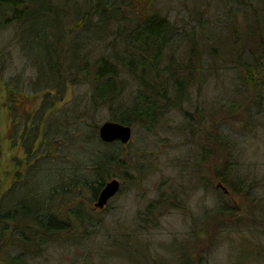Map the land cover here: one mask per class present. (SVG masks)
Masks as SVG:
<instances>
[{
    "label": "trees",
    "instance_id": "trees-1",
    "mask_svg": "<svg viewBox=\"0 0 264 264\" xmlns=\"http://www.w3.org/2000/svg\"><path fill=\"white\" fill-rule=\"evenodd\" d=\"M167 1L171 0H0V29L12 28L16 44L24 57L30 59L37 74L35 92L43 89L48 94L54 92L58 101L61 94L55 93L64 92L66 83L73 85L82 80L88 86L90 105L106 108L109 121L138 127L148 134H156L160 123L173 112L185 116L187 128L197 133V142L206 140L204 145L199 144V160L190 164L193 176L205 186L207 172L211 171L213 181L226 189L219 196L216 193L214 209L204 210L198 221L193 220L191 229L198 231L192 229L188 237L192 247L199 239L209 243L213 232L217 234L214 240H221L230 230L242 233L243 229L250 236L261 238L264 198L251 196L259 188L258 181L253 177L239 178L231 141L218 131H209L212 124L201 110L196 108L194 114H188L183 104L192 90L200 92L208 79L218 78L221 70L229 68L237 74L239 100L216 108L224 111V115L214 119L213 128L217 130L223 122L236 118L237 113L244 119L250 118L251 103L257 104L260 98L255 91L264 87V0H223L224 4L230 3L233 20V25L226 26V34L211 24L208 0H177V5L188 14L181 28L170 19V12H163ZM239 17L246 23L243 37L237 25ZM41 80L46 81L45 86ZM37 118L43 122L42 116ZM205 122L208 127L202 133ZM44 134L43 142L48 136L57 142V131L49 128ZM84 137L103 146V150L89 156V172L63 174L60 177L66 176L65 179L47 178L48 182L39 184L34 173L37 163L27 161L26 169L15 172L16 179L6 190H2L0 183V264H94L88 262L89 253L94 250L99 264H106L109 258L130 264L133 255L143 264L152 263L146 252L151 248L149 242L135 241L139 244L133 246L127 242L132 238H125L126 235L118 238L98 230V219L85 198H89L90 205L108 180L126 181L129 158L122 151L109 149L121 145L118 142H101L97 126ZM40 139L37 125L26 131L21 143L26 155L33 153ZM210 143L215 147L213 150L208 148ZM211 152L216 157L213 167L209 163ZM46 154L41 158L48 157ZM181 166L184 168L186 163ZM171 195L160 192L148 207L167 210ZM234 198L239 206H235ZM254 207L256 211L249 219L247 211H253ZM149 208L144 222L154 216ZM100 231L116 252L98 256L95 238ZM254 241L248 243V252L239 249L238 254L244 261L264 262V246ZM72 247L85 249L86 255L68 258L55 253ZM129 248L130 256L122 252ZM207 251L203 249L194 257L188 248H179L175 250L176 264H209Z\"/></svg>",
    "mask_w": 264,
    "mask_h": 264
},
{
    "label": "rangeland",
    "instance_id": "rangeland-1",
    "mask_svg": "<svg viewBox=\"0 0 264 264\" xmlns=\"http://www.w3.org/2000/svg\"><path fill=\"white\" fill-rule=\"evenodd\" d=\"M166 3L168 6L163 7V12H170V19L181 28L187 21V12L177 5V0ZM225 4L223 0H208L207 9L213 27L217 26L218 32L226 34L228 32L226 26L233 25V20L230 3ZM237 20H239L237 25L242 29L241 36L243 37L246 23L241 17ZM36 75L30 59L24 57L16 44L13 29H0V183L2 190H6L15 181V172L26 169L27 161L32 165L37 163V171L34 173L37 180L39 179V184L48 182V179L56 180L57 177V181L65 179L66 176L60 177L63 174L83 175L89 172L91 165L89 156H93V152L101 151L103 147L100 146V142H91L84 137L87 132L93 133L95 126H97L98 135L99 127L109 122L106 108H96L90 105L88 86L83 84L82 80L73 85L66 83L68 87L64 92L55 93L61 94L59 100L55 101L54 92L48 94L43 91L44 89L35 92ZM236 76V72L229 68L221 70L219 77L208 79L200 92L196 89L190 92L187 101L183 104V109L188 114H194L196 108L201 110L207 122L212 124L208 128L209 131L211 133L218 131L224 138L231 141L233 157L237 162V175L241 179L253 177L258 181L259 188L252 191L251 196L264 198V189H262L264 182V87L261 86L255 91L260 98L257 104L255 101L251 103L249 119H244L241 113H237L236 118L223 122L217 130L213 128L214 119L224 115V111L216 108L220 104L230 105L231 102H235L233 100H239L236 96V90H238ZM41 82L45 86L46 81L41 80ZM49 107L51 108L47 109ZM43 110L46 111L43 112ZM197 114L201 115L199 112ZM40 116L44 118L43 122H39L37 117ZM207 122L204 123L203 131L200 132L205 133L204 129L208 127ZM36 125L39 127L41 139L39 144H36L33 153L26 155L21 144L22 139L26 131L30 132ZM49 128L57 131V142H53L51 136L43 142L46 138L44 132L46 133ZM131 128L132 137L128 144L109 148L122 151L129 158L130 170L126 173L128 178L126 181L119 180L121 182L119 193L102 210L95 208L93 202L89 205L87 203L89 198H85L86 204L94 212V217L98 219L96 222L98 230L102 229L105 234H111V236L118 235V238L126 235L125 238H132L127 242H132L133 246L139 244H135V241L149 242L151 248L146 252L150 256L151 264H176L178 253L175 254V250L177 252L179 248H188L194 257L203 249L208 250L205 256L209 264H264L260 259L244 261L245 258L238 254L239 249L249 251L248 243L252 239L263 247L264 234L261 238H257L250 236L244 229L242 233L230 230L224 238H220L221 240H214L217 234L213 232L209 243H206L205 239H199L192 247L193 245L189 242L191 237H188L192 229L195 232L198 231L197 228L191 229L193 220L198 221L204 210L214 209L220 192L225 193L226 189L219 183L217 184L215 180L213 181L211 171L207 172L208 182L205 186L201 183V179L198 180L196 176H193L190 164H193L194 160H199V144L204 145L206 140L197 142V133L193 134L187 128L185 116L178 112L171 113L168 119L157 127L156 134L145 133L138 127ZM40 143L44 148L39 147ZM208 148L213 150L215 147L210 143ZM43 154L48 155L47 159L41 158ZM215 161L216 157L211 152L209 158L211 167ZM183 163H186L184 168L181 166ZM203 178L205 180L204 176ZM160 192L172 194L167 210L149 208L148 206L153 204ZM238 202L237 198H234L235 206L240 205ZM147 208L154 216L151 220L147 219L144 222L143 220L147 218ZM254 211H256L255 207L253 211H247L249 219L251 215H254ZM257 211L260 210L257 209ZM257 216H260V213H257ZM224 219L227 218H223V221ZM223 221L220 222L223 223ZM226 224L230 223L226 222ZM260 224L263 225L264 231V223ZM222 226L223 224L218 228ZM102 231L98 234L100 236L95 238V249L96 252L99 251L98 256L101 254L107 256V252L113 250L116 252V249L114 247L112 249L111 245L101 237L103 236ZM210 243L213 245L207 249L206 246ZM130 249H122V252L130 256ZM61 251L55 253L64 254L68 258H72L73 255H86L85 249L78 248L77 250L75 247ZM94 252L95 250L89 253L88 262L99 264L100 259L97 263ZM130 257V264H143L141 259H134L138 257L137 255ZM106 264L128 263L109 258Z\"/></svg>",
    "mask_w": 264,
    "mask_h": 264
},
{
    "label": "water",
    "instance_id": "water-1",
    "mask_svg": "<svg viewBox=\"0 0 264 264\" xmlns=\"http://www.w3.org/2000/svg\"><path fill=\"white\" fill-rule=\"evenodd\" d=\"M98 135L104 143L119 142L125 145L131 140L132 129L130 126L109 121L99 127ZM120 187V182L117 179L106 182L96 197L94 207L97 209L105 208L108 202L119 193Z\"/></svg>",
    "mask_w": 264,
    "mask_h": 264
},
{
    "label": "flooded vegetation",
    "instance_id": "flooded-vegetation-1",
    "mask_svg": "<svg viewBox=\"0 0 264 264\" xmlns=\"http://www.w3.org/2000/svg\"><path fill=\"white\" fill-rule=\"evenodd\" d=\"M96 201V200H95ZM95 203V202H94Z\"/></svg>",
    "mask_w": 264,
    "mask_h": 264
}]
</instances>
